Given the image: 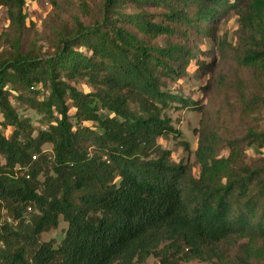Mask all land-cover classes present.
Segmentation results:
<instances>
[{
  "label": "trees",
  "instance_id": "16d2710c",
  "mask_svg": "<svg viewBox=\"0 0 264 264\" xmlns=\"http://www.w3.org/2000/svg\"><path fill=\"white\" fill-rule=\"evenodd\" d=\"M28 1L0 0V264H264V0H49L33 39Z\"/></svg>",
  "mask_w": 264,
  "mask_h": 264
},
{
  "label": "rangeland",
  "instance_id": "374dc122",
  "mask_svg": "<svg viewBox=\"0 0 264 264\" xmlns=\"http://www.w3.org/2000/svg\"><path fill=\"white\" fill-rule=\"evenodd\" d=\"M96 1L90 0L89 1V8L93 10L95 8ZM55 10L52 9L49 0H38V1H28L27 3V12L29 16L30 22L34 23L33 26H29L30 32L27 33V36L31 39L34 38V35L37 33H42L44 23L49 21L50 18H54ZM8 27V21L6 15L3 10L0 9V33L5 31ZM237 29V25L234 22H230L227 25L221 27V34L225 33L226 38L230 41H235V31ZM190 77L186 80L185 83L183 81H179L178 84L183 83L184 87H188L194 84H201L199 77L200 75L197 74L195 65L189 67ZM202 80V78H201ZM188 93L189 90H186ZM179 123L177 124V128L180 130L183 139L187 141L190 145L192 150L196 149L197 147V138L193 134V129L197 126L198 123V116L192 112H183L179 116ZM161 144L170 149L173 153V160L175 162L179 161L180 158L184 156V151L180 147H176L173 145V140L169 141H161ZM226 152L221 151V155H225ZM247 157L256 158L258 156L257 152L253 149H248L246 151ZM194 172H198V166L196 165ZM67 229V223L60 217L59 224L56 229L50 230L49 232H44L40 236V240H49L53 239L54 242L59 243L60 240L64 237ZM157 261L154 258H148L144 264H155ZM196 264H204V263H196Z\"/></svg>",
  "mask_w": 264,
  "mask_h": 264
}]
</instances>
